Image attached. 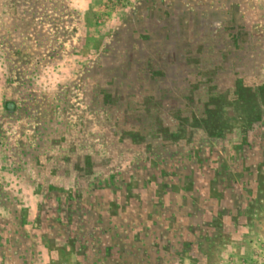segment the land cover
I'll use <instances>...</instances> for the list:
<instances>
[{
	"label": "rangeland",
	"instance_id": "obj_1",
	"mask_svg": "<svg viewBox=\"0 0 264 264\" xmlns=\"http://www.w3.org/2000/svg\"><path fill=\"white\" fill-rule=\"evenodd\" d=\"M0 264H264V0H0Z\"/></svg>",
	"mask_w": 264,
	"mask_h": 264
},
{
	"label": "crops",
	"instance_id": "obj_2",
	"mask_svg": "<svg viewBox=\"0 0 264 264\" xmlns=\"http://www.w3.org/2000/svg\"><path fill=\"white\" fill-rule=\"evenodd\" d=\"M254 166H258V164L256 163V164H254L253 166H250V165H249V169H250V171H252L251 168H254Z\"/></svg>",
	"mask_w": 264,
	"mask_h": 264
}]
</instances>
